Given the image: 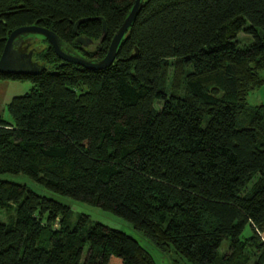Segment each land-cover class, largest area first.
I'll use <instances>...</instances> for the list:
<instances>
[{
	"label": "trees",
	"instance_id": "obj_1",
	"mask_svg": "<svg viewBox=\"0 0 264 264\" xmlns=\"http://www.w3.org/2000/svg\"><path fill=\"white\" fill-rule=\"evenodd\" d=\"M134 3L0 0V56L12 31L36 25L101 60ZM239 33L254 42L238 48ZM33 37L24 50L45 70L0 74L32 85L0 116V176L112 212L173 264H264V105L247 103L264 87V0H141L99 71ZM12 208L0 264H155L125 233L73 223L68 207L0 179V210Z\"/></svg>",
	"mask_w": 264,
	"mask_h": 264
},
{
	"label": "water",
	"instance_id": "obj_2",
	"mask_svg": "<svg viewBox=\"0 0 264 264\" xmlns=\"http://www.w3.org/2000/svg\"><path fill=\"white\" fill-rule=\"evenodd\" d=\"M140 7L141 0H135L129 15L113 37L105 57L101 60H89L78 55L73 50L65 48L61 40L52 31L39 26L33 25L15 29L8 36L0 56V74L34 76L45 70V65L33 61L35 49L28 50L27 52H22L18 49L21 43L24 42V37L27 36L43 37L52 47L57 58L63 62L72 63L84 69L94 71L106 69L115 61L117 48L127 29L136 18ZM75 43H79L81 46L87 48L91 44V41L77 37Z\"/></svg>",
	"mask_w": 264,
	"mask_h": 264
},
{
	"label": "rangeland",
	"instance_id": "obj_3",
	"mask_svg": "<svg viewBox=\"0 0 264 264\" xmlns=\"http://www.w3.org/2000/svg\"><path fill=\"white\" fill-rule=\"evenodd\" d=\"M33 37V36H32ZM34 46L37 48V51L40 52L43 48L46 47V43L42 41L41 36H34L33 37ZM238 48H244L249 46L254 42V39L250 35H246L244 33H239L236 38ZM34 61H39L36 59V56L33 58ZM23 85L28 87V93L31 90V82L30 81H23ZM24 95V94H23ZM247 103L251 107L259 106L260 104H264V87L250 93L247 99ZM156 110L160 109L159 105H155ZM4 119L8 120L7 113L4 114ZM0 179L9 181L14 184L22 185L27 187L30 191L34 192L35 194L45 197L51 200H54L61 205L68 207L72 213V222L76 223L78 217L80 216H87L89 219V226L94 225L96 223L103 224L111 229L119 230L126 235L132 237L136 240L153 258L155 264H173V260L176 258L172 255H163L159 251L155 250L149 240L144 238L141 234L134 232L131 226L123 219L117 217L112 212L102 211L97 207H92L86 205L80 201L73 200L66 197H61L56 194H53L43 187L36 184L33 180L25 175H2ZM10 218V220H8ZM11 218H15V208L11 210L8 209L7 211L0 210V222L3 224H8L11 222ZM246 236H249V230H246ZM87 250H84L83 259L85 258ZM182 264H186L183 262Z\"/></svg>",
	"mask_w": 264,
	"mask_h": 264
},
{
	"label": "crops",
	"instance_id": "obj_4",
	"mask_svg": "<svg viewBox=\"0 0 264 264\" xmlns=\"http://www.w3.org/2000/svg\"><path fill=\"white\" fill-rule=\"evenodd\" d=\"M27 89L28 87L23 85V81L0 80V116L4 117L6 106L13 99L26 95ZM261 238L264 242V233L261 235Z\"/></svg>",
	"mask_w": 264,
	"mask_h": 264
},
{
	"label": "flooded vegetation",
	"instance_id": "obj_5",
	"mask_svg": "<svg viewBox=\"0 0 264 264\" xmlns=\"http://www.w3.org/2000/svg\"><path fill=\"white\" fill-rule=\"evenodd\" d=\"M25 46H26V44L24 42H22L21 45L18 47V49H20L22 52H27L28 50H24ZM74 52L76 53V51H74ZM78 55L83 56L82 52H80Z\"/></svg>",
	"mask_w": 264,
	"mask_h": 264
}]
</instances>
